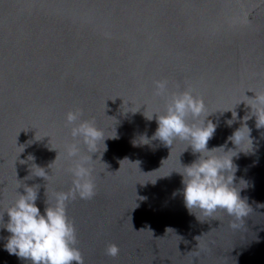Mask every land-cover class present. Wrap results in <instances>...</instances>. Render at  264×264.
I'll list each match as a JSON object with an SVG mask.
<instances>
[{
  "label": "water",
  "instance_id": "1",
  "mask_svg": "<svg viewBox=\"0 0 264 264\" xmlns=\"http://www.w3.org/2000/svg\"><path fill=\"white\" fill-rule=\"evenodd\" d=\"M186 89L216 125L209 149H235L228 137L251 130L252 148L233 157L251 207L241 220L190 212L180 172L200 154L153 138L167 98ZM252 90L264 91V0H0V213L25 185L38 186L42 214L69 190L79 157L66 155V114L81 109L106 136L91 154L78 143L95 195L67 203L84 264H264V127L245 102ZM3 223L0 264H31L6 250Z\"/></svg>",
  "mask_w": 264,
  "mask_h": 264
},
{
  "label": "clouds",
  "instance_id": "2",
  "mask_svg": "<svg viewBox=\"0 0 264 264\" xmlns=\"http://www.w3.org/2000/svg\"><path fill=\"white\" fill-rule=\"evenodd\" d=\"M154 85L157 96L166 95V79L156 80ZM254 92V97L245 95L248 100L241 101L251 107V115L256 117V126L260 128L264 127V91ZM205 113L206 105L202 97L194 96L187 89L173 93L167 98L163 114L156 113L158 128L153 138H158L168 146H172L177 139L187 141V147L190 145L193 153L200 154L192 163L184 165L180 172L184 184L183 197L190 212L199 209L204 216L213 217L217 211H226L228 215L241 220L249 215L251 207L246 199L241 198L240 189L234 184L237 166L233 157L237 156V149L245 142L252 148L251 130L247 123H243L228 137L236 146L235 149L225 150V146L209 149L208 142L215 133L216 125L211 121L205 123L210 112ZM82 114L81 109L70 110L66 114V126H71L70 134L75 141L66 145V155L68 158L79 157L68 169L73 177L69 190L57 192L55 203L47 201L48 206L42 214L36 204L38 186L25 185L24 194L17 192L14 202L0 213V223H3L4 213L7 212L8 215V221L3 223V227L10 233L6 250L31 264H84L83 256L76 247L75 225L67 216V203L77 196L89 200L95 195L92 169L88 166L92 156H80L78 143L82 142L91 154L97 152V143L101 140L104 143L106 136L94 121L81 120ZM235 116L236 113L233 112V117ZM148 118L151 119L152 116ZM250 118V115H246L243 120L246 122ZM228 123L231 125L232 121L229 120ZM145 139L148 142L146 137ZM104 146L106 149L105 144ZM38 168L40 171L35 175L46 179L48 173L44 168ZM231 226L237 227L235 223ZM106 253L112 257L117 256L118 245H108Z\"/></svg>",
  "mask_w": 264,
  "mask_h": 264
}]
</instances>
